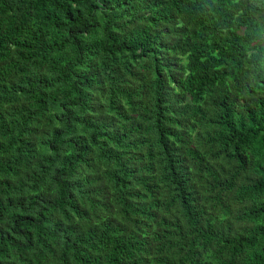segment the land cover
<instances>
[{
	"label": "trees",
	"instance_id": "obj_1",
	"mask_svg": "<svg viewBox=\"0 0 264 264\" xmlns=\"http://www.w3.org/2000/svg\"><path fill=\"white\" fill-rule=\"evenodd\" d=\"M0 264H264V0H0Z\"/></svg>",
	"mask_w": 264,
	"mask_h": 264
}]
</instances>
